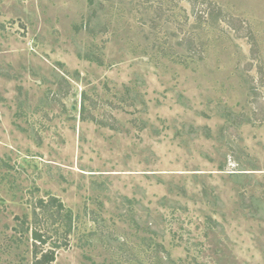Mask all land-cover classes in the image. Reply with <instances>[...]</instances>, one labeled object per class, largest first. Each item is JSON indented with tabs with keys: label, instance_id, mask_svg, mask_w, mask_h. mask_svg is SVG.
I'll use <instances>...</instances> for the list:
<instances>
[{
	"label": "rangeland",
	"instance_id": "374dc122",
	"mask_svg": "<svg viewBox=\"0 0 264 264\" xmlns=\"http://www.w3.org/2000/svg\"><path fill=\"white\" fill-rule=\"evenodd\" d=\"M35 231L54 264H264V0H0V264Z\"/></svg>",
	"mask_w": 264,
	"mask_h": 264
},
{
	"label": "trees",
	"instance_id": "16d2710c",
	"mask_svg": "<svg viewBox=\"0 0 264 264\" xmlns=\"http://www.w3.org/2000/svg\"><path fill=\"white\" fill-rule=\"evenodd\" d=\"M86 107L84 106V108L81 110V115L82 118L85 117L86 113ZM41 204L45 205L46 203L41 202ZM49 206H54V207H60L61 209L63 208L62 204H60V202H58V200L56 198L51 199L46 205L45 207H49ZM43 207V206H40ZM33 255H34V261L33 264H54L55 260H56V253L54 250H47L44 251L41 247L39 246H43L46 244L45 239L43 238L42 235L38 234V232H34L33 234Z\"/></svg>",
	"mask_w": 264,
	"mask_h": 264
}]
</instances>
